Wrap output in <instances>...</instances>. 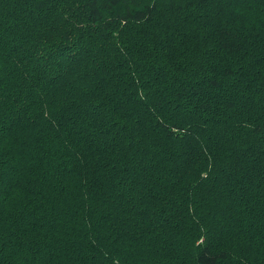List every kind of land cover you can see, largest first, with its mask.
<instances>
[{
  "label": "trees",
  "instance_id": "trees-1",
  "mask_svg": "<svg viewBox=\"0 0 264 264\" xmlns=\"http://www.w3.org/2000/svg\"><path fill=\"white\" fill-rule=\"evenodd\" d=\"M0 264H264V0H0Z\"/></svg>",
  "mask_w": 264,
  "mask_h": 264
}]
</instances>
